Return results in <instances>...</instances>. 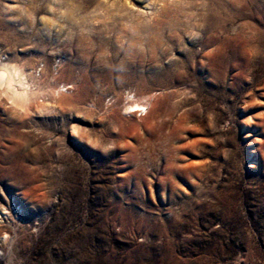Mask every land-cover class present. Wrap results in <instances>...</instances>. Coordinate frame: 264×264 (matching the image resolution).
<instances>
[{"label": "rangeland", "instance_id": "rangeland-1", "mask_svg": "<svg viewBox=\"0 0 264 264\" xmlns=\"http://www.w3.org/2000/svg\"><path fill=\"white\" fill-rule=\"evenodd\" d=\"M0 61V264H264V0H0Z\"/></svg>", "mask_w": 264, "mask_h": 264}, {"label": "bare ground", "instance_id": "bare-ground-1", "mask_svg": "<svg viewBox=\"0 0 264 264\" xmlns=\"http://www.w3.org/2000/svg\"><path fill=\"white\" fill-rule=\"evenodd\" d=\"M64 12H66V11H64ZM28 86H30V85L26 81V76H25V73H24L22 67L18 66V64L0 61V89L10 100H12V102L18 104V107H19V104L24 103L28 99L29 95L31 94V91L29 92ZM31 88H32V86H31ZM65 89H63V90H65ZM36 92H34V93H36ZM25 103H27V102H25ZM27 105H26V107H27ZM137 106H141V105L138 104V102L135 103V101H134V103L128 105L126 108L129 109L130 107H137Z\"/></svg>", "mask_w": 264, "mask_h": 264}]
</instances>
